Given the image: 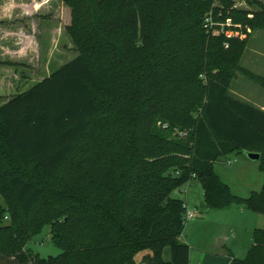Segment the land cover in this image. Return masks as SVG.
<instances>
[{
    "label": "trees",
    "instance_id": "trees-1",
    "mask_svg": "<svg viewBox=\"0 0 264 264\" xmlns=\"http://www.w3.org/2000/svg\"><path fill=\"white\" fill-rule=\"evenodd\" d=\"M63 1L83 11L77 57L0 105V264H190L174 193L194 179L205 210L264 215V183L239 198L213 172L245 151L264 173V111L227 92L244 42L203 27H264V5L246 20L233 0ZM44 226L57 257L27 247ZM251 235L231 264H264Z\"/></svg>",
    "mask_w": 264,
    "mask_h": 264
},
{
    "label": "rangeland",
    "instance_id": "rangeland-1",
    "mask_svg": "<svg viewBox=\"0 0 264 264\" xmlns=\"http://www.w3.org/2000/svg\"><path fill=\"white\" fill-rule=\"evenodd\" d=\"M44 1H0V78L3 77L0 105L5 98L26 91L36 81L78 55L72 39L74 32L70 28L81 29L84 24L79 22L83 11L73 17L72 9L65 1L47 0V5L43 6L45 10L40 9L33 14L37 4ZM256 2L264 5V0H233L232 8L241 16L245 14L246 20H251L252 13L259 10ZM213 4L218 5L217 2ZM209 15L216 34L205 31L211 37L224 36V49L229 47L227 40L244 42L239 69L235 77L228 80V94L264 111V27L243 26L233 19L222 18L221 13L213 15L210 12ZM200 78L205 82L204 76ZM213 172L239 198L259 192L264 183L259 161H252L243 153L215 162ZM174 196L184 200L188 212L195 213L194 219L185 223L181 235L189 246L190 264H227L224 258L207 255L217 241L225 244L234 257L243 259L252 243V230L264 228L263 214L236 205L224 210H205L202 206L203 190L195 179ZM27 247L41 258L57 257L61 253L49 240V226H44ZM164 254L165 261L169 260L168 249Z\"/></svg>",
    "mask_w": 264,
    "mask_h": 264
},
{
    "label": "crops",
    "instance_id": "crops-1",
    "mask_svg": "<svg viewBox=\"0 0 264 264\" xmlns=\"http://www.w3.org/2000/svg\"><path fill=\"white\" fill-rule=\"evenodd\" d=\"M38 5V7L37 8H34V10L32 11L33 12V14L34 13H36V12H38L40 9V11H43V10H45V9H43V6H45V5H47V0H45L44 1V3H38L37 4ZM20 59V58H19ZM52 72V71H51ZM51 72H49L48 74H47V76L48 75H50L51 74ZM2 78V79H1ZM0 78V82H3V77H1ZM41 79H43V78H41ZM40 79V80H41ZM39 81V80H38ZM37 82V81H36ZM17 95V94H16ZM9 97H7V98H5V100H7ZM5 100L3 101V102H1L2 104L5 102ZM253 231V230H252ZM252 233V232H251ZM182 240H183V238H182ZM184 241V240H183ZM221 241H217V243H213V245H212V249H210L209 250V252L207 253V255H209L210 256V258H212V257H221V258H224L225 260H226V263L227 264H231L230 263V257H229V255H230V253H232L231 251H229V249H227L226 247H225V244H223V243H220ZM252 244V243H251ZM225 251V252H224ZM233 254V253H232ZM234 256V255H233ZM189 258H190V255H189Z\"/></svg>",
    "mask_w": 264,
    "mask_h": 264
},
{
    "label": "built area",
    "instance_id": "built-area-1",
    "mask_svg": "<svg viewBox=\"0 0 264 264\" xmlns=\"http://www.w3.org/2000/svg\"><path fill=\"white\" fill-rule=\"evenodd\" d=\"M214 26L215 25L213 23V19H211V15H208L207 17H205V21H204V25H203L204 30H206L208 32H212V34L215 35L216 33L213 31ZM194 217H195V213L187 211V213L184 217V222L186 223L187 221L194 219Z\"/></svg>",
    "mask_w": 264,
    "mask_h": 264
},
{
    "label": "water",
    "instance_id": "water-1",
    "mask_svg": "<svg viewBox=\"0 0 264 264\" xmlns=\"http://www.w3.org/2000/svg\"><path fill=\"white\" fill-rule=\"evenodd\" d=\"M242 153L245 154L246 157L249 158L252 161H256V160L259 161L260 158H261L258 153H251V152H245V151H243Z\"/></svg>",
    "mask_w": 264,
    "mask_h": 264
}]
</instances>
